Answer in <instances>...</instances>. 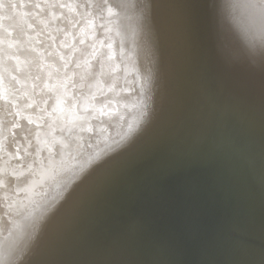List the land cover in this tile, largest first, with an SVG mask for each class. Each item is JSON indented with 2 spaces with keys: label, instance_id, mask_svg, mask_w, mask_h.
<instances>
[{
  "label": "bare ground",
  "instance_id": "bare-ground-1",
  "mask_svg": "<svg viewBox=\"0 0 264 264\" xmlns=\"http://www.w3.org/2000/svg\"><path fill=\"white\" fill-rule=\"evenodd\" d=\"M8 1L0 3V152L14 159L22 146L27 158L7 182L10 170L0 168V258L31 227L23 207L42 198L43 181H57L66 158L64 204L48 229L55 250L35 264H264V74L249 62L244 4L109 0L110 10L96 12L101 21L86 18L87 7L54 25L56 11L38 4L46 0ZM55 1L59 14L76 7ZM25 7L36 10L37 30L22 42L2 36L20 34ZM70 134L71 146L92 135L75 158ZM1 180L20 198H4ZM213 180L224 181V201L209 192ZM236 203L251 211L231 228L246 244L222 238Z\"/></svg>",
  "mask_w": 264,
  "mask_h": 264
},
{
  "label": "water",
  "instance_id": "water-1",
  "mask_svg": "<svg viewBox=\"0 0 264 264\" xmlns=\"http://www.w3.org/2000/svg\"><path fill=\"white\" fill-rule=\"evenodd\" d=\"M73 1H74L73 3H75L74 5L76 6L75 9L67 10L66 14H59L61 8L57 9L56 6L58 4L55 0H46L44 2L43 1L39 2L38 4H41L40 8L44 7L42 5H46L45 9L47 10V12H51V11L55 12L56 11V14H58L57 17H56V14L49 13L50 14L49 19L51 21V24L54 23V25H55L56 20L58 18L69 14V12H70V14L74 13V12L80 13V15L76 16L78 18L79 16H81V14L83 12H85V8H87V7L89 9H91L93 14H88L85 17L88 19H89V17L92 19L93 18L95 19V15H96L98 21H101L99 15H97L96 12L97 11H103V10H110V8H111L110 6H112L109 0H107V1L106 0H73ZM4 2H6L10 7V2L8 0H0L1 4H4ZM22 2L24 4L26 2V0L25 1L20 0V3H22ZM34 2H35V0L33 1V3L31 1L32 4H35ZM238 2H240V4H244V7L240 6V27H241V30L242 31L244 30V32H245V35L243 36V40H244V43L247 47V50L250 53L249 54V57H250L249 62H251V65H252L251 67L253 69L257 70V72H260L261 74H264V0H238ZM51 4L53 6H55L54 9H51V6H52ZM100 8L102 10H98ZM26 9H27V7H25V9L23 11H21L25 14L26 23L24 24V27L21 29V32L18 31L20 34L13 33L10 35H2V36L11 37L12 41L16 40V39H22L21 40V42H22L25 40V36L31 35L32 33H34L37 30V28L35 26L38 24V20H37V16H36L37 15L36 10L35 9L33 10L31 8H29L27 10ZM37 10H40V9H37ZM71 15H73V14H71ZM71 15H67V16L69 17ZM98 21H96V23ZM39 22H41V21L39 20ZM58 22L60 24V19H58ZM115 24L117 25V23H115ZM13 27H15V26L11 25V28H13ZM77 27H79V24ZM77 29L75 31H73L74 32L73 36L75 38L77 36L79 37V34L77 33ZM146 30H147V33H150L149 23L146 24ZM21 37H24V38H21ZM36 41H39V43H40L39 38H37ZM147 41H148L147 43H149V40H147ZM110 44L113 47V50L114 49H118L120 51L122 50L123 42H121L117 36L112 37ZM132 45H133V42H131V44L128 45V49H130V47ZM42 47H43V49H45V46H42ZM25 51L26 50L23 48H18L14 54L19 56L20 58H25V57L30 56L28 50H27V52H28L27 55H25L26 54ZM251 54L253 56H251ZM0 128L3 130L4 128H6V126L1 124ZM73 134L66 135L67 138H66L65 142H66L67 154H69V157L73 156L75 158V156L77 154L81 153L82 150H84L85 148H87L89 146V142H87L86 139H87V137L92 136V135L83 134V137H85V140L79 141L74 146H71V143L69 142L68 137H71ZM7 144H8V147L9 146L11 147L9 142H7ZM8 150H12V148H10ZM1 153L2 152H0V168H4L3 169L4 171H8V168L10 170L9 172L1 175L2 177H5V180H6V176L7 177L13 176L14 172H12L11 166L15 162H16L15 167L17 170V174L25 171V169H23V167H26V163H23L22 164L23 166L20 165V161L27 158V157L22 156V153H23L22 146H21V149H19L20 155L17 158H14V159L9 158L6 160L5 155L8 154L7 151L2 153V154ZM2 161H5V162L2 164ZM71 161L72 160H70V162ZM6 162H9L8 167L5 166ZM62 162H63V160H62ZM63 163L61 166V170L60 171L58 170L59 174L55 178V180L57 179V181L54 182L53 184H50L49 186H47L46 183L43 181V184L40 186L41 190L48 189L49 192L50 191L51 192L49 194H47L48 190L47 191L45 190V194L42 196L41 199L39 197V200L37 201L36 204L33 203V205H30L29 208L27 206L23 207V210L25 208H27V209L23 213V216H20L19 218H22L24 220L23 222H28V224L31 227H27L23 232H20L16 236H13L9 239L8 244L6 246L4 245L5 247L3 248V251L1 253L2 255H4V257L0 258V264H30V263L35 264V263L39 262L41 258H47V257H49L50 254L54 253L55 249L51 245V243H49V237L50 236L48 235V231H49L48 229H50L49 223L51 222V220H53V216L55 215V213L60 212V209H61L62 205L64 204L62 196L64 195L65 191H64V193H62V190H64L63 188H64V183L66 180V177L63 176V174L65 173L64 167L68 166L66 158H65ZM47 164L50 165L51 162L47 161ZM24 176L25 175H22L20 177L14 176V178L15 179H21V178H24ZM50 181H53V180H50ZM1 182L4 184V185H2L3 190H6L9 193V194H4V198H5V196L6 197L9 196L12 199H19L20 198L21 195L16 193V191H15L16 187L13 184V182H9L10 183L9 186H7L5 184L7 182V180H6V182L1 180ZM222 183H224L223 180H213V181H211L210 184H208V187L210 190L209 192L211 194L216 195L218 199H221L224 201L223 198L226 197V195L224 193V188L217 187L218 184H222ZM0 192L3 193V191H1V190H0ZM221 194L223 195V198H222ZM49 196H50V199H49ZM233 199L235 200V198H232V201H233ZM11 203H12V201H11ZM236 205H237L236 209H233V208L229 209L228 205L226 207V210L229 213L233 210V212L230 213V215L232 216V218H231L232 222H229L225 227H223V225H222V228H223L222 238L224 240H226L227 242H238L239 239H242L243 242H241L240 244H246V242H248L250 238L245 236L242 233L240 234V233L234 232V230H232L231 228H235L234 224L238 219H249L251 211H249L245 207L244 204H237L236 203ZM4 208L5 207L3 206L2 210L0 211V214H2V212L4 211ZM47 210H48V212H47ZM55 210H56V212H55ZM12 212H13L12 206L8 205L7 206V213L12 215ZM11 215H10V217H11ZM228 226H229V228H227ZM12 228L13 229L15 228L14 224H13ZM176 234H177L178 238L183 240L185 238L186 232H184V234H180L179 231H176ZM260 245H262V244H260ZM87 246H86V248H87ZM200 249H201V247L198 248V250H200Z\"/></svg>",
  "mask_w": 264,
  "mask_h": 264
}]
</instances>
